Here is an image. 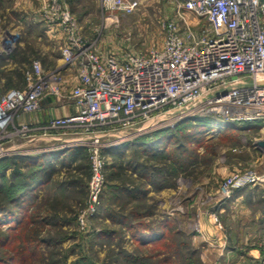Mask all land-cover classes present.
<instances>
[{"label":"rangeland","instance_id":"rangeland-1","mask_svg":"<svg viewBox=\"0 0 264 264\" xmlns=\"http://www.w3.org/2000/svg\"><path fill=\"white\" fill-rule=\"evenodd\" d=\"M32 1L41 16L46 0ZM58 2L69 7L88 42L94 43L102 53L123 54L161 45L163 23L177 17L181 0H140L133 13L106 10L100 0ZM26 15L21 6L14 4L12 7L9 0H0V33L8 34L14 45L12 52L0 59V78L7 81L8 88L21 86L23 76L18 69H28L30 61L40 58L35 53L36 42L30 39L33 28L25 23ZM187 17L194 22L190 13ZM8 63L18 67L14 75H8L10 71L4 69ZM11 76L14 80H10ZM186 120L179 124H190L191 119ZM208 128V142L203 146L202 143L196 145L191 138L188 140L186 132H180L168 151L159 156L151 157L140 151L139 165L159 167L168 165L167 156L181 149L186 152L181 159L187 160L188 166L174 175L172 173L171 179L163 181L159 188L149 182L140 183L142 180L135 172L134 162L130 161H134L131 159L134 144L146 139L149 143L144 144L148 147L152 141L156 143L161 131L136 138L132 137L134 131L110 135L106 140L112 145L103 150L105 188L94 209L90 210L88 184L92 157L77 137L72 136L75 133H68L69 137L59 141L28 143L14 138L8 143L3 140L1 146L8 149L9 154L0 158V184L8 189L7 196L16 195L23 186L20 183L23 175L18 180L12 176V162L21 166L24 172L37 167L43 171L46 165L51 166L48 181L34 192L32 211L25 214L27 225L14 233L20 232L18 241L8 250L0 248V256L4 255L7 260V263L0 264H235L216 260V250L211 244L214 237L201 232L199 213L212 211L216 190L217 200L222 199L221 183L233 170H254L264 175V150L261 152L259 149L263 147L255 145L264 138L260 131H238L237 136L227 138L220 136L214 125L208 124ZM257 158L261 159L258 161ZM5 164L7 167L2 169ZM233 165L237 168L234 169ZM123 186L148 190L140 197L130 198ZM246 188L237 191L232 198L245 192ZM263 195L264 188L256 192L258 201L251 208L252 213L264 211ZM4 199L0 197L2 231L15 228L16 223L10 216L21 211L18 204ZM242 205H246V200ZM81 219H84L83 223ZM244 220L239 207L225 210L219 216L217 225L222 223L223 229L220 232L217 227V239L224 235L231 246L243 248V252H248L245 248L257 247L263 254L259 264H264V237L251 245V241L245 238V226L243 232L240 230L242 226L239 227ZM228 223L230 227H236L226 228ZM156 232L164 237L159 243L153 235ZM135 233L153 236L141 241L134 237Z\"/></svg>","mask_w":264,"mask_h":264},{"label":"built area","instance_id":"built-area-1","mask_svg":"<svg viewBox=\"0 0 264 264\" xmlns=\"http://www.w3.org/2000/svg\"><path fill=\"white\" fill-rule=\"evenodd\" d=\"M100 1L106 10L125 13L141 3ZM179 7L177 17L163 23L161 45L115 54L88 42L66 4L44 1L42 21L64 37L63 64L46 68L33 59L23 87L0 88V158L9 154L3 140L59 141L75 133L92 157L90 210L105 188L103 150L112 145L110 135L134 131L136 138L186 119L212 118L209 124L217 123L218 130L256 123L264 138V0H181ZM9 37L0 33V58L14 48ZM51 98L62 107L73 104L75 112L38 123L19 121ZM263 182L264 175L254 170H233L221 183V200ZM210 216L218 224L219 213Z\"/></svg>","mask_w":264,"mask_h":264},{"label":"crops","instance_id":"crops-1","mask_svg":"<svg viewBox=\"0 0 264 264\" xmlns=\"http://www.w3.org/2000/svg\"><path fill=\"white\" fill-rule=\"evenodd\" d=\"M9 1L11 2L12 7H14V4L16 6H21L27 13V15L25 16V23L33 28V34L31 33L32 35L30 39L34 40V42H36L38 46L35 49V53L40 58L37 59L41 60L43 66L46 68L62 65L63 61L61 58V48L64 43L62 32L56 27L51 28L47 26V24L42 21L40 13L38 9L34 7V3L32 0H16L15 3V0ZM10 17L13 16L10 15ZM57 54H59L58 57ZM4 69L7 71H12L15 68L12 63H8V65H6ZM4 84L5 79L0 78V88H4ZM74 112L75 107L73 104H68V106L62 107V105L51 98L47 99L43 103V108L40 111L33 113H24L19 117V121L38 123L43 122L55 115H68L73 114ZM213 125L215 124L213 123ZM215 127V130L219 131L218 134L220 136H227V138L237 136L239 134L238 131H261L260 125L256 123H229L220 128V130H218L217 126ZM259 142L260 141L255 142V145H259ZM261 147L264 148V146ZM263 148L259 150L262 152L264 150ZM260 159L261 158H257L258 161ZM262 159H264V151L262 152ZM233 168L235 169L237 167L234 166ZM263 188L264 183H259L256 186H249L244 190L245 192L238 193V195L235 196L236 198H232L230 200H217L216 190V192L214 193L216 198L212 211L204 210L199 213L201 232L206 236L210 235L209 237H214V241L211 244L216 250V260L219 258V260L221 261L231 262L235 264H259V262L261 261L263 254L257 247L245 248L248 249V252H243V248L239 249V247L236 248L235 245L231 246L229 244L230 242L226 240V238H224V235H220V239L218 238V240L217 236L219 235V231H217V227H219L220 232H222V223L219 225L215 224L211 219L210 213L216 211L219 213V216H221V214L225 212V210L230 209L232 211L233 208L237 209L239 207V209L243 211L245 219L244 222L239 223V227L242 226V229L240 230L241 232H243L245 226V238L247 241H251V245H254L255 242L259 240V238L264 237V211L252 213L251 208L254 207V205L258 201V199L256 198V192ZM262 198L264 199V195L262 196ZM245 200L246 205L242 207V204H244ZM248 203H250L251 205H248ZM230 226V223H228V225H226V228ZM233 227L235 228L236 226ZM233 227L230 228L232 229Z\"/></svg>","mask_w":264,"mask_h":264},{"label":"trees","instance_id":"trees-1","mask_svg":"<svg viewBox=\"0 0 264 264\" xmlns=\"http://www.w3.org/2000/svg\"><path fill=\"white\" fill-rule=\"evenodd\" d=\"M5 57V55L1 56V60ZM16 67L14 70L10 71V73L8 75H14V73L17 71ZM18 70H20V72L22 73L23 76V82L21 86L18 87H12V88H20L23 87V85L25 84V71L27 69H25L24 67L19 68ZM10 80H14L13 76L10 77ZM4 84V88L3 89H8V84L6 85ZM10 88V87H9ZM207 119H199L196 123L194 122H190V124L188 123H181L178 124L177 126H175L172 129H164L161 130L160 135L157 137V141L156 143H153L152 141V145H149L148 147L146 146L149 142L146 139H142L141 142H139L138 144H134V146L132 147V153H131V159L134 161H130V163H133V167H135V172L138 173L139 178L144 181V182H140L142 184H146L149 182L150 184H152L154 187L159 188L158 185H163V181L165 180H169L171 179L170 176L175 174V172H179L180 170H184V168L186 166H188V161H182V156H184V149L178 150L176 152V154H171L169 156H167V162L168 165H165L164 167L162 166H148V165H139L137 163L138 159L141 158L140 156V151L145 152L147 155H150L151 157H156L161 155L164 152H167L169 149V146L171 145V142H174V140L176 139L178 133L180 132H186V138H188V140H192V142H196L197 144L202 143L201 146H203V144H205L206 142H208V134H209V128H208V124L209 121L207 122ZM192 125V127H187V125ZM155 138V137H154ZM154 140V139H153ZM146 145H145V144ZM195 145V146H196ZM147 147V148H146ZM76 152L73 153V157L76 156ZM190 155V154H189ZM75 158V157H74ZM135 158V159H134ZM193 164V162L191 163ZM13 165V177L16 178L18 180L19 177H23L20 180V183L23 184L22 188L20 189L21 191L19 193H14L16 195L11 196L6 194V191L8 190L7 188L4 189L3 187V183L0 184V197L5 198L4 200L6 202H9V200H11L13 203L18 204L20 208V212L19 214L17 212L13 213L10 218L13 219V221H15L16 226L15 228L12 229H8V230H0V248L3 247L5 248V250H8V247H10L12 244L16 243V241H18V236L20 235L19 233L16 235L14 233L22 230L26 225H27V214L29 211L31 212L33 209V199L36 197V193L35 190L38 189V187L44 185V183H46L48 181V175L50 172V164L49 166L46 165V168L43 171H40V168H34L31 171L28 172H24L22 167L19 166L18 164H16V162H12ZM5 167H7V165L5 164L4 167L2 169H4ZM178 168V169H177ZM120 169H122V171H124V169L122 168V165H120ZM119 174L120 171H119ZM177 174V173H176ZM23 175V176H22ZM122 189L125 191V193L130 197V198H137L140 197V195H143L147 192V188L145 187H139V186H135L133 188H129L126 186H123ZM13 190V187H12ZM1 220V219H0ZM163 228V227H162ZM134 237H137V239L141 240V241H145L147 240L148 237H152L153 235L157 237L156 242H160L163 240V234L161 236L160 233L156 234H151L150 236L147 235H137V233L134 234ZM137 235V236H136ZM140 236V237H139ZM7 260H5L4 255L0 256V263H7Z\"/></svg>","mask_w":264,"mask_h":264},{"label":"water","instance_id":"water-1","mask_svg":"<svg viewBox=\"0 0 264 264\" xmlns=\"http://www.w3.org/2000/svg\"><path fill=\"white\" fill-rule=\"evenodd\" d=\"M259 145H260V146H264V141H260V142H259Z\"/></svg>","mask_w":264,"mask_h":264},{"label":"bare ground","instance_id":"bare-ground-1","mask_svg":"<svg viewBox=\"0 0 264 264\" xmlns=\"http://www.w3.org/2000/svg\"><path fill=\"white\" fill-rule=\"evenodd\" d=\"M215 125L214 126H217V123H214Z\"/></svg>","mask_w":264,"mask_h":264}]
</instances>
